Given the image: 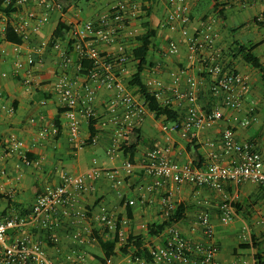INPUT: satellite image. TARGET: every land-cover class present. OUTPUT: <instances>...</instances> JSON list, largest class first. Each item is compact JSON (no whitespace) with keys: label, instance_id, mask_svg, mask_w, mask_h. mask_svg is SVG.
<instances>
[{"label":"crops","instance_id":"crops-1","mask_svg":"<svg viewBox=\"0 0 264 264\" xmlns=\"http://www.w3.org/2000/svg\"><path fill=\"white\" fill-rule=\"evenodd\" d=\"M119 1L122 0H29L21 7L22 12L34 11L39 18L47 17V22L40 25L30 40L20 46L19 52L15 50V44L5 40V35H0V69L9 73L8 77L0 78V194L3 196L0 197V217L14 214L29 215L44 187L57 186L61 183L63 173H83L96 162L104 169L119 170L123 182L116 185L109 178L102 177L91 183L93 190L80 196L74 210H86L87 217L77 219L71 215L63 218L55 230L59 243L51 244L47 249L49 257L57 264H70L64 255L75 252L84 253L86 264H102L99 259L103 257V253L94 235L106 232L98 219L103 207L122 223L121 227L127 236L130 234L145 236L149 249L165 244L169 238L168 228L161 236L148 235L150 225L161 224L166 220L165 199H169L174 206L179 203L187 206L186 218L174 226L190 243L205 242L199 217L207 213L215 229V240L219 247L216 257L218 263H252L257 251L264 253L262 223L264 187L251 183L240 185L226 183L222 190H215L169 181L162 187H154L149 191L148 187L154 186L155 179L149 177L143 169L147 153L156 147L164 146H171L170 158L181 164L191 162L196 166L206 167L212 161L211 152L218 155V162L231 163L236 157L235 153H225L222 146V135L228 126L234 127L238 142L256 145L264 158V78L259 70L248 65L241 57L233 59L232 68L250 77L251 89L243 99L242 111L239 114L240 122L232 123L230 112L227 110L223 121L199 132L193 143L183 138L180 131L161 132L163 126L170 127L173 122H167L164 117L157 118L155 114L149 113L138 130L130 135L128 142H120L117 155L110 157L107 150L114 137V127L108 112L111 93L101 90L95 101L98 113L95 129L98 132L99 143L96 146L87 144L80 147L70 142L67 120L63 114L64 108L60 105V97L53 89V85L63 74L81 82L83 73L78 71L76 54L70 53L73 60L69 66H65L61 55L50 45V40L59 23L72 27L96 22L102 16L110 14ZM197 1L188 0L192 11ZM219 3L223 7V16L211 6L192 19L191 32L199 35L203 23L212 27L217 34L216 45L223 49L226 55L234 48L235 42L257 45L255 53L264 66V0H219ZM167 13V0H156L151 6V17L147 20L158 29V34L149 56L154 65L144 71L143 81L146 83L151 77L157 76L166 85H170L173 71L187 69L192 76L204 79L199 92V105L207 109L213 103V98L210 103L208 101L213 79L204 72L197 74L196 67L188 61L187 43L180 33L163 27L162 21ZM141 18L140 16L134 20L131 27L141 26L147 21ZM15 20L16 15L13 16V21ZM0 22L2 25L8 22V18L1 12ZM143 32L141 26L137 35ZM67 39L68 33L64 40ZM124 41L127 42L130 51L137 46L136 38H125ZM171 41L179 42L181 45L177 56L169 54L168 43ZM44 43H47V46L42 47ZM118 43V41L100 43L99 49L112 54L117 50ZM30 56L37 61L32 71L28 73L23 69L15 75L16 60L26 61ZM135 73L136 62L132 61L127 65L123 77L125 82L129 84ZM26 78L31 79L30 84H26ZM182 86L186 87L185 81H182ZM244 121H249V124L242 125ZM53 125L59 128L60 134L52 133L50 129ZM45 129L47 133L42 135L41 132ZM82 130L84 137L88 139L89 124L84 119ZM12 135L24 143L23 151L27 158L33 163L37 161L39 165L24 164L19 153L10 146ZM210 143H214L213 148ZM133 144L137 146V154L132 162L134 172L131 176H125L122 168L128 158L122 149ZM97 150L106 152L113 166L107 161L100 160L95 154ZM131 200L135 201L134 205L128 204ZM225 201H232L235 209V216L228 224H224L220 218V207ZM26 232L32 234L35 239L46 240V231L36 226L12 231L9 238L13 240ZM253 236L256 239L255 243ZM107 237L113 239L114 235L108 232ZM108 264L153 263L133 261L130 257L118 255Z\"/></svg>","mask_w":264,"mask_h":264},{"label":"built area","instance_id":"built-area-1","mask_svg":"<svg viewBox=\"0 0 264 264\" xmlns=\"http://www.w3.org/2000/svg\"><path fill=\"white\" fill-rule=\"evenodd\" d=\"M27 1L29 0H18L17 5L21 8ZM10 2L11 0H6L7 5ZM167 2L168 13L162 21L163 27L180 33L187 43L188 61L196 67L197 74L204 72L212 77L210 93L213 103L207 109L200 107L199 92L204 79L192 76L187 69L173 71L170 85H166L157 76L151 77L145 85L162 107L170 108L182 115L170 127L163 126L161 132L180 131L183 138L193 142L199 132L223 121L227 110L230 112L232 123L240 122L239 114L242 111L243 99L251 89V79L226 66L225 52L217 47V34L212 27L203 23L199 35L191 32L192 9L188 0H167ZM144 14L141 0L119 1L110 14L102 16L96 22L72 26L68 39L58 40L52 46L61 55L65 66H69L73 60L70 53L76 54L78 71L83 73L81 82L63 74L53 85V89L60 97V105L64 108L63 114L67 120L69 138L73 145L83 147L88 144L90 135L88 139L84 137L82 120H86L89 125L91 121L95 123L98 120L95 101L101 90L111 93L108 112L114 127V137L107 150L110 157L117 155L120 142L127 143L130 135L138 130L147 114L153 113L138 90H136L138 94L135 93L136 91L123 78L127 65L133 60L132 51L124 39L136 38L137 32L131 27V23ZM47 20V17L39 18L34 11L22 12L21 9L12 25L14 31L26 43ZM6 26L7 22L6 25L0 22V35H5ZM112 41L119 42L115 53L102 52L99 49L100 43ZM69 45L72 46L71 52L68 51ZM20 46L16 45L17 52L20 51ZM45 46L47 43L42 44V47ZM180 50L179 42L168 43L170 55L177 56ZM36 62L31 56L26 61L16 60L14 74L18 75L23 69L28 73L31 72ZM86 62H90L89 68L84 66ZM8 75L7 71L0 69V78ZM182 81L186 82V87L182 86ZM25 82L30 84L31 79L26 78ZM248 124L249 121L242 122V125ZM50 130L54 135L59 133V128L55 125ZM46 133L47 129L41 132L42 135ZM98 143L99 137L95 136L90 145L96 146ZM209 145L213 148L214 143ZM10 146L19 153L25 165H39L37 161L33 163L27 158L23 151L24 143L17 136L10 137ZM222 146L225 153L233 152L236 157L231 163L223 164L217 161L218 155L211 152L212 161L206 167H198L191 162L182 164L175 162L169 156L171 146L156 147L149 151L143 164L146 174L155 179L154 186L148 187L149 191L154 187L160 188L169 181L215 190H222L226 183L235 185L251 183L264 187V158L256 145L238 142L234 127L228 126L222 135ZM122 172L125 176H131L134 172V164L129 160L125 161ZM102 177L109 178L116 185L123 182L119 170L104 169L95 162L93 167L83 173H63L61 183L57 186L44 187L29 215L14 214L0 217V264H57L47 252L51 244L59 243V238L55 234L56 228L65 217L71 215L77 219L87 217L86 210H74V208L80 196L93 190L91 183ZM128 204L134 205L135 201L131 200ZM164 204L165 218H169L175 206L169 199H165ZM220 211V218L224 224L230 223L235 216L232 201H225ZM98 219L106 231L113 233L114 237L118 235L119 245L126 241L127 235L121 227L122 223L107 208H102ZM199 221L206 239L203 244L190 243L172 225L167 229L169 238L166 243L150 249L153 264H219L216 258L219 247L209 215L203 213ZM262 223L264 232V221ZM28 226H36L46 231V240L35 239L27 232L10 240L12 231L23 230ZM64 256L70 264H86L83 252L67 253ZM245 264H255V259L252 263L245 262Z\"/></svg>","mask_w":264,"mask_h":264},{"label":"trees","instance_id":"trees-1","mask_svg":"<svg viewBox=\"0 0 264 264\" xmlns=\"http://www.w3.org/2000/svg\"><path fill=\"white\" fill-rule=\"evenodd\" d=\"M18 0H11L10 4H6V0H0V12L5 14L8 18L5 40L13 43L15 45H22L24 42L23 38L19 36L13 28V16L21 11V8L17 5ZM156 0H141L142 10L145 13L141 16V19L147 20L151 17V6L154 5ZM213 7L219 15L223 16V7L219 3V0H198L195 6V9L191 13V19L196 18L198 15H201L205 9L208 7ZM142 28L144 32L136 36L137 46L132 50V57L134 62H136V73L132 76L129 84L132 88H137L138 93L143 97L147 103L148 108L151 112L155 114L157 118L164 117L167 122H175L182 115L176 113L170 108L162 107L161 104L157 101L152 93H150L148 87L145 85L142 75L144 71L152 67L154 63L150 60L149 56L154 47V40L157 37L158 29L154 28L148 20L142 23ZM71 27H68L64 23H59L57 29L55 30L51 40L50 45L53 46L58 40H63L65 35L69 33ZM257 45H245L239 42L234 43V48L230 50L229 53H225L226 61L225 64L228 68H232L233 59L241 57L248 65L259 70L263 74L264 78V66L261 62V59L255 53ZM68 51H72V46L69 45ZM231 57L232 59H228ZM86 68L90 67V62L84 64ZM212 95L208 96V101H212ZM58 125V123H57ZM59 126V125H58ZM60 134V133H59ZM98 132L95 129L94 121L90 122L89 125V135L90 139L88 144L92 142V139L97 136ZM59 136V135H58ZM194 143V142H193ZM124 155L128 158L129 161L133 162L134 157L137 154L136 144L131 145L126 148L123 147ZM200 167V165H198ZM0 197H3L0 194ZM130 210V209H129ZM187 206L184 203H179L175 205V209L172 215L161 224H153L148 227V235L150 236H161L167 228L172 225L180 223L186 218ZM24 216L23 214H20ZM120 228V225L118 226ZM108 231L103 234L96 233L94 236L101 247L103 257L99 260L102 264H108V262L121 255L123 257H130L133 261H144L146 263H153V257L150 252V249L146 245L145 236L143 235H128L126 241L119 246L118 235L113 239L107 237ZM253 242H256L255 237L253 236ZM255 264H264V253L257 251L254 255Z\"/></svg>","mask_w":264,"mask_h":264},{"label":"rangeland","instance_id":"rangeland-1","mask_svg":"<svg viewBox=\"0 0 264 264\" xmlns=\"http://www.w3.org/2000/svg\"><path fill=\"white\" fill-rule=\"evenodd\" d=\"M208 8H209V7H208ZM208 8H207V9H208ZM207 9H205V11H206ZM205 11H204V12H205ZM229 24L232 25V23H230V22H229ZM134 28L136 29V32H137V34H138L139 29H141V26H140V25H139L138 27H137V26H134ZM94 151H95V150H94ZM94 151H92V153H93ZM95 154L97 155V157H98L100 160L107 161V162H109L108 164H109L110 166H113V164L111 163V160H110L109 157L106 155V152H104V151H102V150H97Z\"/></svg>","mask_w":264,"mask_h":264}]
</instances>
